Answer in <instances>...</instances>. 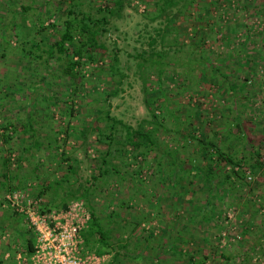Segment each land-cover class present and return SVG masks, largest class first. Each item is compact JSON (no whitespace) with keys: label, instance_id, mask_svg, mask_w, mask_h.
<instances>
[{"label":"rangeland","instance_id":"374dc122","mask_svg":"<svg viewBox=\"0 0 264 264\" xmlns=\"http://www.w3.org/2000/svg\"><path fill=\"white\" fill-rule=\"evenodd\" d=\"M80 1V8L98 16V8L110 0ZM154 1H123L122 15L111 19L109 30L101 37L108 47L104 60L87 61L80 66L86 78L76 92L67 77L60 75L62 62L53 59L46 69L30 51L34 39L41 41V47L45 48L58 37L72 0H53L51 4L45 0H0V125L7 121L17 125L10 144L0 138V264H18L19 254L30 253L26 251L25 238L29 228L25 216L12 206L8 195L17 193L19 202L25 207L32 203L41 210L51 202V197L49 194L37 196L40 185L47 179L46 183L53 180L54 175L61 177L64 172L58 168L53 175L31 180L21 175L22 187L7 190L2 186L4 167L1 159L9 155V149H15L10 168L14 172L17 170L14 157L30 142V136L23 130L30 114H33L42 140H51L50 146L56 149L54 157H60L58 153L65 128L75 133L65 144V148L80 161L78 173L74 175V178L79 177L78 183L73 182L75 187L80 184L88 186L92 174L98 169V162L93 159L108 148L107 138L100 140L94 132H89L86 142L76 136L84 127L90 129L105 96L109 99L111 116L134 128L141 124L153 129L156 127L157 124L148 122L152 117L145 104L144 89L158 90L160 79L155 70L141 66L142 59L137 56V53L146 55L143 50L149 48L148 32L154 25L151 16L157 11ZM22 5L34 8L23 14ZM49 5L51 13L46 10ZM208 5L209 13L202 11L205 20L198 28L200 35L194 32V25L200 19L196 8L189 14L178 15L176 24L187 28V31H177L181 41L190 42L191 37H196L197 43L200 36L205 40L204 46L189 45L178 55L185 58L191 55L198 59L209 54L220 59L225 57V53L232 52L239 56L234 54L229 66L221 71L223 75L217 76H213L209 66L204 67V62L202 65L195 63L194 69H189V75L185 71L176 72L183 69L181 64L168 66L161 78V87L167 91V101L163 98L162 101L168 108L160 113L166 128L157 126L153 133L159 145L173 158L184 159L189 164L212 163L201 157L194 140L182 136L190 128V117L195 118V131L199 135L209 134L212 130L223 132L222 121L246 119L263 131L257 133L254 130V134L258 139H264V0H208ZM38 14L46 26L40 32L37 30L41 22ZM115 52L119 57L118 67L124 75L121 81L117 73L107 70ZM143 76L148 82L146 86L141 79ZM72 107L74 114L68 127L67 112ZM159 111V108L155 110L157 114ZM178 127H181L180 132H177ZM115 137L116 140L111 141L112 151L122 148L120 142L126 138V130L120 124ZM222 138L223 135L220 136ZM23 141L26 144H22ZM259 143L263 149L260 160L264 161V140ZM229 144L231 148L227 143L224 147L229 153L236 150L238 155L243 153L241 142L231 138ZM42 153L36 152L35 157ZM213 157L217 168L216 175H213L215 184L206 181L201 174H189L181 170L180 165L170 164L161 152L157 156L152 152L145 157L131 154L116 157L115 164L120 171L113 173L114 167H111L107 177H104L105 168H101L102 184L93 186L90 202L82 201L89 210V203L94 205L103 225L111 227L113 237H121V241L115 242L112 248H102L97 243L95 247L101 246L105 250L103 254L90 248L102 256L101 264H157L153 259L161 250L159 240L166 243L165 240L172 241L179 235L184 240L175 244L174 253L163 256L167 263L264 264V246L251 250V240L264 235V174L255 175L248 169L244 177L231 175L225 184L224 174L227 170L232 173V170L216 156ZM46 160V157L41 159L44 162L41 170H46ZM36 161L37 158L23 161L21 173L31 170ZM48 163L50 170L58 167L56 162ZM230 185L233 187L229 191ZM77 200H71L68 205ZM113 208L121 215V227L115 226L113 220L116 215H110ZM134 225L137 228L132 232ZM125 243L127 248L119 246ZM116 251L124 254L117 258ZM246 251L249 252L246 254ZM225 253L232 258H225ZM204 256L207 257L205 261Z\"/></svg>","mask_w":264,"mask_h":264},{"label":"trees","instance_id":"16d2710c","mask_svg":"<svg viewBox=\"0 0 264 264\" xmlns=\"http://www.w3.org/2000/svg\"><path fill=\"white\" fill-rule=\"evenodd\" d=\"M45 1L47 4L53 3V0ZM61 1L65 0H60V2ZM123 1L124 0H110L109 2H106L103 6L98 8L100 14L98 16H94L80 8L82 5L80 0H72V3L67 9V16L65 19H63V28L58 31V37L53 42H51L48 47L45 48L41 47V41L34 39V41L31 42L33 46L31 47L30 51L34 52L46 69H49L53 59L62 62L63 67L60 71V75L67 77L71 86L73 87V90L77 92L79 86L83 85L84 79L86 78L85 73H83L82 68L80 69V66H83L87 61L104 60V55L108 51V47L106 46L105 42L101 40V37L109 30L108 25L111 19L113 17L119 18L122 15L124 8ZM154 6L157 11L151 16V21L154 25H152L151 32H148L149 48L147 50H143V52H146L147 54L143 55L142 53H137V56L138 58L142 59V61H140L141 66L144 65L147 69L155 70L160 79V86L158 90L153 88L150 89L148 87L144 89L145 104L150 116L152 117V121L148 122L150 124H157L156 127L153 129L149 126L141 124L137 128H134L123 123L121 119L111 116L110 104L108 103L109 99L107 96H105L103 99L104 104L98 106V113H95V121L90 124V129L92 131H89V127L86 126L81 129L76 136L83 138L84 142H86L89 132H94L97 134V136H100V140H102V137L107 138L108 148L104 154H100L98 158L93 159L98 162V169L92 174V179L88 181V186H83L80 184L75 187L74 184L78 183L77 180L79 177L74 178V175L78 173L80 161L72 151H68V149L65 148V144L75 133L70 131L69 128H65V137L61 143L62 148L58 153L60 154V157H54L56 149L50 146V144H52L51 140H48L47 142L42 140L39 135V131L35 127L33 114H30L23 127L24 132L30 136V142L26 144L23 141L22 144L26 145H24L14 157L15 163L17 164V170L14 172L10 168L11 156L15 153V149H9V155L6 158L3 159L2 157L1 159L4 167V171L1 173L3 177V187H5L7 190H14L22 187L23 178H21V175L28 176L29 180L41 179L42 175H53L57 172L58 168H62L64 170L62 176L55 177L54 175L53 180L49 181L48 183L46 182L49 179L44 181L38 189L39 191L37 196L49 194L51 197V202L47 203L41 209L44 212H49L54 209H66L68 207V203L74 199L86 200L87 202H90V198L94 194L93 186L95 184H98L99 186L102 184L100 181L103 179V175H101L103 172L106 173L104 177H107V174L111 173V167H114L112 171L113 173H118L120 171V169L115 164L116 157L124 155L127 156V154L145 157L152 152H155V156L159 155L161 152L163 156L168 158V162L170 164L180 165V169L186 171L189 174H201L204 176V179L209 181L211 184H215L216 180L214 179L213 175H216L217 173V168L212 161L214 158L213 156H216L222 163H224V166H230L232 170V173L227 170L224 174L223 178L225 180V184L229 182L231 175H237L240 178L244 177L248 169L255 175L264 174V161L260 160L263 149L259 143L264 139H258L257 135L254 134V130H257V133H263V131L255 128V125L251 120L236 119L231 122L222 121L221 124L223 125V132L221 130H212V132L209 134L207 133L199 135V132L195 131V118L190 117V121L188 123L190 128H186L187 131L186 133H183L182 136L184 138H188V140H194L198 146V150L201 151V157L211 160L210 162L212 163L198 164L192 162L189 164L184 159L173 158L170 152H168L166 149H163L159 145L158 139L153 135V133L157 126H163L166 128L165 125H163V120L161 119L162 115L160 114L168 108L166 102L162 101V98L167 101L165 98L167 91L161 87V78L166 73V68L171 64H181L180 66L183 67V69L180 72H176L180 74L185 71L188 72L187 74L189 75V72L194 69L193 65L195 63L202 65L204 62V67L209 66L212 70L211 72L213 76H217V74H222L221 71L229 66L230 62L234 58L235 53H225V57L220 59H217L216 56L212 58L209 54L208 56H201L198 59L191 57V55L186 56V58L183 55H178V53H182L183 51L187 50L185 47L189 45L191 46L192 44H197L200 47L205 45V40H203V37L201 38V36L197 43H195L196 37H191L190 42H186L185 39L184 41L179 39V32L187 31V28L185 29V27L176 24L178 15L189 14L192 9L196 8L198 11V17L200 19L194 25V32H198L200 35L201 31H199L198 28L199 26H203V23L201 22L202 20H205V16L203 15L202 11L209 13L208 0H155ZM22 7L23 14L34 8L30 7V5H22ZM46 10L48 13H51V5L47 6ZM39 19H42L41 15H39ZM213 25L214 22L212 23L211 27ZM45 28L46 26L41 20L37 30L40 32ZM178 30L180 31L177 33ZM114 51H117V49ZM113 55V62L109 64L107 70L111 71L112 74L117 73L121 77L119 80L121 81L124 75L121 73L118 67V53L115 52ZM235 56H239V54H235ZM201 69L204 73H206L204 68ZM50 73L51 70L49 71V74ZM141 79L146 86V84H148L146 77L143 76ZM157 108L161 109L159 114L155 112ZM67 113L69 116L67 124L68 127H70L71 121L73 119L74 108L72 107ZM101 123L103 124L101 125ZM118 124L125 128L126 138L122 142L117 140V143H121L122 148H117L112 151L111 141L116 140L115 132L117 131ZM0 126L2 128V131L0 132V138L2 142L10 144L17 129L16 123L7 121ZM86 128H88V131ZM180 128L178 127L177 132H180ZM222 135L223 138L220 139V136ZM231 138L241 142L243 145L242 154L240 152V155H238L237 150L233 153H229L224 149L226 143L228 144V147L231 148V145L229 144ZM128 145L130 147H127ZM40 151L43 153L39 154L38 157H35L36 152L39 153ZM247 151H249V154ZM41 156L47 158L45 171L41 170L44 167V162L41 161L43 157ZM30 158H37V161L36 163H33V168L31 170H28L26 173L22 174V163L23 161L29 160ZM48 162H56L58 167L50 170V163ZM158 162H160V159ZM101 168H105V171L101 172ZM172 173L173 171L170 172V174ZM25 178L27 179V177ZM105 180L106 178L104 181ZM73 182L75 183L73 184ZM231 187H233V185H230L229 191ZM89 205L91 210V219L87 229L83 232L85 241L89 248L95 250L99 254H103L105 252V250L102 249L103 246L110 248L115 247V242L121 241V237L118 239L113 237L111 233V227L106 228L103 225L100 216L97 214L94 205L90 203ZM20 215L24 216L23 214ZM110 215L112 217L116 215L117 218L113 220L115 226L119 225L121 227L119 221V217L121 215L119 211L113 208L110 211ZM137 224H139V222ZM136 228L137 225H134V227L131 229L132 232H135ZM27 233L28 236L25 238L26 251H32L34 247V239L29 237V229L27 230ZM156 236V238H158L160 234ZM111 238H113L112 241ZM183 240L184 237L179 235L174 237L172 241H168V239L165 240L166 243H168L166 245V243H161L162 239H160L158 245L161 247V250L155 255L153 260L157 264H171L167 263L163 256L166 253H174L173 247L175 244ZM251 242V250H255L256 247L259 246H264V235L254 238V240H251ZM97 243H99L102 248L101 246L96 248L95 245ZM119 246L127 248V243L120 244ZM249 251H246V254ZM122 254L124 253L121 251L115 252V256L117 258ZM224 256L225 258H232V255H229L228 253H225ZM205 259H207V257L204 256L203 261H205Z\"/></svg>","mask_w":264,"mask_h":264},{"label":"built area","instance_id":"2783aa9c","mask_svg":"<svg viewBox=\"0 0 264 264\" xmlns=\"http://www.w3.org/2000/svg\"><path fill=\"white\" fill-rule=\"evenodd\" d=\"M12 206L25 216L29 237L34 239L29 255L17 256L18 264H101L103 258L87 246L84 230L91 212L82 200L66 209L41 211L32 203L26 207L18 194L8 195Z\"/></svg>","mask_w":264,"mask_h":264}]
</instances>
